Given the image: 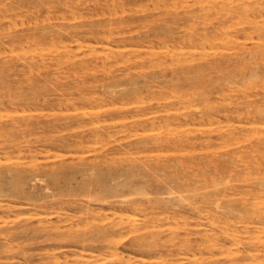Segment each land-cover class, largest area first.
I'll use <instances>...</instances> for the list:
<instances>
[{"label": "rangeland", "instance_id": "rangeland-1", "mask_svg": "<svg viewBox=\"0 0 264 264\" xmlns=\"http://www.w3.org/2000/svg\"><path fill=\"white\" fill-rule=\"evenodd\" d=\"M263 209L264 0H0V264H264Z\"/></svg>", "mask_w": 264, "mask_h": 264}, {"label": "bare ground", "instance_id": "bare-ground-1", "mask_svg": "<svg viewBox=\"0 0 264 264\" xmlns=\"http://www.w3.org/2000/svg\"><path fill=\"white\" fill-rule=\"evenodd\" d=\"M250 40H251V39H250ZM252 40H253V39H252ZM102 45H103V44H102ZM253 79H254V78H253ZM254 80H255V79H254ZM239 124H240V123H239ZM247 125H248V124H247ZM259 125H260V124H259ZM86 154H87V153H86ZM55 158H56V157H55ZM207 170H209V169H207ZM211 170H212V169H211ZM209 171H210V170H209ZM212 171H213V170H212ZM210 172H211V171H210ZM218 176H219V175H218ZM210 177H211V176H210ZM215 177H216V176H215ZM204 180H205V179H204ZM251 192H252V191H251ZM260 192H261V191H260ZM252 196H254V195H252ZM252 200H253V199H252ZM252 200H251V201H252ZM252 202H253V201H252ZM252 202H251V203H252ZM259 202H260V201H259ZM254 205H255V204H254ZM255 206H256V205H255ZM258 206H259V205H258ZM263 210H264V209H263ZM261 212H262V211H261ZM263 215H264V213H263Z\"/></svg>", "mask_w": 264, "mask_h": 264}]
</instances>
